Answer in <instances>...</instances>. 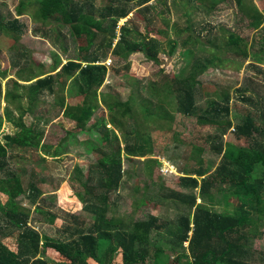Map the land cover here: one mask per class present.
Wrapping results in <instances>:
<instances>
[{"label":"trees","instance_id":"16d2710c","mask_svg":"<svg viewBox=\"0 0 264 264\" xmlns=\"http://www.w3.org/2000/svg\"><path fill=\"white\" fill-rule=\"evenodd\" d=\"M111 1L109 5L98 7L95 0H20L16 15L9 13L7 16L0 10V34L13 33L17 40L25 35L27 24L20 20V16L32 8L31 16L46 28L42 35L49 37L51 30L48 28L54 33L59 32V35L63 28H67L75 43L83 39L86 41L76 48L75 57H69L63 64L59 59L56 65L51 66V72L56 73L43 77H39L44 71L43 64L31 63L29 51L13 45L21 50L14 55L16 59L12 58L11 65L16 68L18 76L17 79H9L4 97L9 106L14 105L19 116L17 118L15 111L7 106L5 118L19 130L0 138V171L10 172L14 153L18 155L19 150L42 149L55 160L68 155L69 143L51 151L52 145L43 143L44 130L38 124L33 126L24 120L28 112L35 111L38 100L44 94L55 95L64 117L74 121L75 132L70 137L86 136L80 140L84 154L91 153L97 157L86 175L79 164L75 166L73 179L82 187L75 193L83 204L81 209L88 220H82L77 214H67V225L62 228V232L67 233L66 238L41 234L30 225V209L16 211L0 200V220L4 223L0 225V264H147L148 259H152L151 264H165L173 254L177 257L176 264H260L264 256L254 249L253 243L262 237L260 226L264 225V106L258 117L248 113L233 127L237 138L245 139V145L224 142L225 133L233 126L232 94L224 88L219 98L210 100L206 108L199 109L197 92L201 94L198 86L202 87V84L196 77L209 66L221 65L225 60L218 54L225 51L241 55L243 61L239 68L251 58L253 60L247 67L256 68L254 74L258 69L263 70L257 63L264 64V38L259 42L260 51L256 52L253 50L254 41L249 43L244 36L230 32L222 45H211L214 49L208 56L200 54L198 58L188 60L190 74L183 70L174 75L172 81L164 83L163 96L159 95L155 85H151L146 89L154 98L138 99L132 94L122 101L111 90L101 89L109 70L104 63L108 50L114 45V54L122 59H129L131 54L140 52L147 59L159 61L163 43L147 33H140L131 24V18L119 25V21L128 17L133 10L139 13L150 9L154 11L153 3L151 7L148 6L152 0ZM179 1L187 15L192 14V7L210 14L222 9L221 4L236 2L242 13L241 21H248V29L257 32L264 29V12L252 1L193 0L196 6H193L192 0ZM145 18L151 21L146 15ZM41 29H36V33L39 34ZM204 29L200 28L195 35L194 48L188 52L190 57L194 50L205 53L206 42L213 43V38L203 34ZM202 37L208 41H202ZM197 43L202 45L197 46ZM91 48L93 51L90 52ZM62 49L67 53V47L62 45ZM6 74L5 70V77ZM64 77L71 78L69 85ZM141 85L139 87L143 88ZM76 97H81L82 103L68 107L67 99ZM24 98L28 100L27 106L22 104ZM241 98L243 101L264 104L247 98L243 93ZM139 102L145 103L141 110L142 120L138 116L132 117L127 111ZM102 106L110 112L113 127L108 126L104 117L91 123L93 115ZM173 106L179 114L195 116L200 123H226L223 127H217L219 142L213 146L216 154L221 156L220 163L211 169L201 156L204 147L191 144L188 160H194L198 166L189 171L181 169L180 172L184 174L179 176L177 189L165 188L162 175L154 177V166L150 164L152 158L139 160V157L153 152L151 130L145 131V128L153 122L154 127L160 130H170L176 120V114L171 109ZM127 117L135 120L134 133L129 132L125 125ZM163 121H168V124ZM116 128L120 129L123 139ZM46 158L45 155L40 156V160L46 161ZM134 162H141L146 175H150L146 176L141 187L138 183L132 185L133 171L129 170L126 175L123 168L124 163ZM155 163L161 162L155 160ZM135 167L132 165V169ZM3 183L11 198L26 193L35 206L36 218L43 223L55 224L60 218L62 209H58L53 199L45 198L46 193L37 180L29 181L28 187L24 188L17 175H9ZM139 187L143 190L133 197L131 210L121 212L122 199L127 196H124L123 190L129 189V193H135ZM218 194H221L219 202ZM148 201L167 205L174 209V214L162 218L150 211ZM216 201L222 210H215ZM6 237H15L16 250L2 243ZM46 248L54 250L63 259L46 256ZM40 253L44 255L39 256Z\"/></svg>","mask_w":264,"mask_h":264},{"label":"rangeland","instance_id":"374dc122","mask_svg":"<svg viewBox=\"0 0 264 264\" xmlns=\"http://www.w3.org/2000/svg\"><path fill=\"white\" fill-rule=\"evenodd\" d=\"M98 7L109 5L111 0H95ZM254 2L259 9L264 8V0H247L248 3ZM20 0H0V10L4 15L9 13L16 15V6ZM153 3L154 11H144L139 13L138 10H133L128 17L119 21V25L124 24L129 18H131V24L138 29L142 34H149L150 37L158 38L163 43V50L159 54V61H153L147 59L142 53H133L129 59H122L120 56L114 54L113 48L108 50V57L105 60V64L109 67L106 81L101 88L103 91L111 90L112 93L121 98L122 101H126L129 96L134 94L138 99L140 98H152V94L147 91V86L155 85L160 96H163L162 85L169 81H172L174 75L180 74L183 70H186L188 75L191 72L190 68H187L188 60L198 58L199 55L208 56L209 52H212L214 47L222 45L226 37L230 32L238 33L244 36L245 40L249 43L255 42L253 50L260 49L261 36L258 32H254L247 28V20L241 21L242 13L239 11L236 2L221 4L220 12L206 14L205 11L194 9L192 7V14L187 15L185 8H182L179 0H152L148 6L151 7ZM193 6H196V2L192 0ZM32 8H29L27 13L20 16V20L27 24V30L25 35L21 36L18 40L14 38L13 33H1L0 34V82L2 85V95L0 96V116L3 120V125L0 131V138L3 139L6 134H14L19 130L13 122L8 121L5 118L6 107L9 106L5 100L4 94L8 81L10 78L17 79L16 68L11 67L12 58L16 59L14 55H18L19 48H24L29 51L30 62L43 64L44 71L40 74L46 76L50 73L54 74L56 71L51 72V66L62 61V64L67 61L69 57L76 56V48L80 45H84L86 41L79 40L76 43L73 38L67 33V28H63V32H55L48 28L49 37L42 35L44 26H41L40 22L34 20L31 16ZM145 15L150 17V22L145 18ZM210 15V16H209ZM209 20V21H208ZM207 22H211L208 24ZM109 23L106 25L109 26ZM42 28L37 34L36 29ZM205 27L204 35L213 38V43L208 41L205 37L201 38L206 43L205 53L194 50L193 56L190 57L188 52L191 48H194V42L196 41L195 35L200 28ZM119 33V29H118ZM48 35V34H47ZM99 40V39H98ZM116 43V41H114ZM14 44L16 47H13ZM62 45L67 47V53L62 49ZM202 44H198L200 46ZM211 45H215L212 47ZM249 45V44H248ZM251 48V45H249ZM248 46V48H249ZM244 48V46H243ZM226 49V48H224ZM93 51L91 48L90 52ZM258 54V53H257ZM225 61L221 65L209 66L208 69L199 75L197 79L201 81L199 92H197V99H199V109L206 108L210 100L219 98L223 89H228L232 94L231 101V118L233 119V126L225 133L224 142H234L236 144L244 143L245 139H238L234 130V126L241 122L240 120L244 115L253 113L258 117L262 111L264 104L252 103L242 100L243 95L247 96L253 101H260L264 103V69L258 70L256 74L254 71L256 68L249 69L247 66L248 61L253 60L249 58L239 68L240 62L243 61L241 55L232 52L225 51L218 54ZM189 57V58H188ZM35 63V64H36ZM259 65L258 67H260ZM264 66V65H263ZM264 68V67H260ZM5 70L7 71L6 77L4 76ZM258 76V81L250 80V77ZM64 81L67 85L70 84L71 78ZM142 83L143 88L139 87ZM246 89V90H245ZM237 90H243L238 92ZM155 92V89H154ZM165 92V91H164ZM56 95H59L57 93ZM66 95V92H65ZM57 97V96H56ZM154 98V97H153ZM72 99V98H71ZM69 99L66 102L67 106L82 103L81 97ZM22 104L28 105V100L23 99ZM145 103H137L134 106L129 107L127 111L132 117H137L142 120V108ZM15 111V115L18 118L19 112L14 109V105L9 106ZM176 114V120L170 130H160L154 127V123L151 122V126H147L145 131L151 130L152 135V147L153 152L145 156L139 157V160H145V158H152L150 164L154 166L153 173L158 178L163 176L165 182V188H178L179 176L183 174L181 169L186 168L185 171H189L194 166H198L194 160H188V157L192 150L191 144H200L204 147V152L201 155L205 159V164L211 166V169L217 167L220 163L221 156L216 154L213 146L218 144L219 130L217 127H223L226 125L224 121H209L206 123H200L195 116H184L179 114L175 106L171 107ZM110 112L105 106L98 109L91 119V123H95L101 118H105L108 122V126L113 125L110 123ZM24 120L27 124H38L40 129L44 130L43 143L52 145L51 151H54L57 146L68 145V155H64L57 160L52 156H48L42 149L20 151L16 155L15 159L10 163V172L0 171V200L6 207H12L16 211H28L31 210V222L30 225L38 230L41 234L49 236H63L67 237V233H63L62 228L67 224V214H77L80 218L87 219L84 210H82V202L75 192L82 189L81 184L74 180L75 166L79 164L84 174H87L89 166L97 161V157L91 153L84 154V147L81 145L80 140L86 138L84 134L79 136L71 134L75 132L74 121H71L64 117L62 110L55 100V95L44 94L38 100V106L34 112H28ZM168 121H163L166 124ZM134 118H125V125L129 132L134 133L135 130ZM168 124V123H167ZM150 128V129H149ZM153 128V129H152ZM120 137L122 133L119 128H116ZM80 138V139H79ZM123 139V138H122ZM80 143V144H79ZM123 146L124 143L122 142ZM69 147L71 149H69ZM45 155L46 161L40 160V156ZM155 160H159L161 163H155ZM38 163V164H37ZM132 165L136 166L132 169ZM124 170L126 175L129 170L133 171V179H131L132 185L139 184L140 187L146 179V171L144 165L140 163H124ZM9 175H17L24 188L28 187V182L31 180H37L45 191V198L47 200L53 199L60 211V218L57 219L55 224H45L36 218L37 214L34 211V205L31 204L26 193L22 192L15 197H10L8 189L5 187L3 180ZM76 178V177H75ZM126 181V180H125ZM127 184V182H126ZM128 185V184H127ZM138 188L135 193H129V189H124L126 198L122 199L123 207L121 212L131 210V202L133 197L143 189ZM137 191V192H136ZM134 193V194H133ZM221 194L217 195L219 202ZM200 201V200H198ZM147 207L154 214H158L162 218L171 217L174 214V209L167 205L156 204L153 201H148ZM217 205V201H216ZM215 205V206H216ZM217 205L215 210H222ZM222 207V206H220ZM234 209V208H233ZM231 209V210H233ZM0 216L2 213L0 211ZM261 223V222H260ZM0 225L4 223L0 220ZM262 237L257 238L253 247L256 251H260L264 254V225L260 226ZM1 235V234H0ZM2 243L11 250L17 249V243L15 237L3 238ZM44 254L50 258L63 259L57 252L50 248H46ZM43 254V255H44ZM41 253L39 256H43ZM152 259H148L147 264H151ZM177 257L175 254L171 255L165 264H176Z\"/></svg>","mask_w":264,"mask_h":264},{"label":"crops","instance_id":"0c3cea01","mask_svg":"<svg viewBox=\"0 0 264 264\" xmlns=\"http://www.w3.org/2000/svg\"><path fill=\"white\" fill-rule=\"evenodd\" d=\"M258 8H259V7H258ZM220 10H221V9H220ZM220 10H218V12H220ZM260 10H262V11L264 12V8H263V9H260ZM208 21H209V20H208ZM254 32H257V31L255 30ZM259 34H260V36H261L262 38H264V29H260V30H259ZM254 51L258 52V51H260V49H258V50L255 49ZM249 62H252V61L250 60V61H248V63H249ZM248 63H247V64H248ZM257 64H258V65H261V67H264V66H263L264 64H262V63H257ZM258 70H259V69H258ZM39 77H43V76L39 75ZM34 80H35V79H34ZM34 80H33V81H34ZM250 80H256V81H258L259 79H258V76L253 75V76L250 77ZM20 82H21V83H25V82H23V81H20ZM28 83H29V82H28ZM72 99H74V98H72ZM72 99H71V100H72ZM67 100H69V98H68ZM242 145H245V144L242 143ZM180 171H181V170H180ZM183 174H184V173H183ZM183 174H182V175H183ZM154 177H155V173H154ZM258 252H260V251H258ZM263 256H264V254H263ZM260 264H264V260H263L262 262H260Z\"/></svg>","mask_w":264,"mask_h":264}]
</instances>
